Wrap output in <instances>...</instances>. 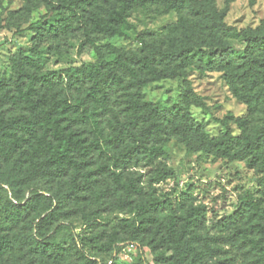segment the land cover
I'll use <instances>...</instances> for the list:
<instances>
[{"label": "trees", "instance_id": "trees-1", "mask_svg": "<svg viewBox=\"0 0 264 264\" xmlns=\"http://www.w3.org/2000/svg\"><path fill=\"white\" fill-rule=\"evenodd\" d=\"M233 1L24 0L21 11L44 13L26 27L31 46L9 56L8 76L0 72V264H232L228 250L242 264H264V19L227 24ZM135 9L176 18L158 33L137 32L136 47L99 43L123 36ZM12 16L0 12V30ZM70 39L95 60L45 69L41 44L61 54ZM191 70L220 73L245 106L242 115L215 118V135L189 110L208 109ZM164 79L181 82L166 108L142 92ZM172 138L189 153L242 161L256 176L211 231L213 210L193 183L173 197L158 191L177 182L164 150ZM106 210L117 217L101 227L96 219ZM74 215L86 234L65 224ZM60 225L71 231L66 241ZM128 243L147 248L151 260L142 251L119 260Z\"/></svg>", "mask_w": 264, "mask_h": 264}, {"label": "rangeland", "instance_id": "rangeland-1", "mask_svg": "<svg viewBox=\"0 0 264 264\" xmlns=\"http://www.w3.org/2000/svg\"><path fill=\"white\" fill-rule=\"evenodd\" d=\"M24 0H0V12L6 18L8 12H13L10 23L0 30V72L8 76L10 74L9 56L17 49L28 50L31 46V32L26 29L27 25L37 19L44 8L39 7L27 13L21 11ZM217 5L222 7L223 0H217ZM176 14L169 12L163 15L155 14L152 9H135L128 17V24L123 28V36L104 37L99 43L109 42L119 47H136L137 43L133 39L137 32L158 33L168 23L174 21ZM264 19V0H234L225 17V22L242 28L255 26ZM77 39H70L65 45L61 54H56L49 44L43 43L39 47L37 57L42 62L45 69L57 70L68 66H76L81 63H90L95 60L92 51L77 53ZM240 47V44H236ZM188 78L196 94L202 97L208 106L207 111L191 105L189 110L196 120L201 121L209 133L215 135L220 131L219 124L215 118L223 117L227 112L234 115H242L245 112L243 103L237 101L229 92L220 73L207 71L200 73L191 70ZM181 82L175 79H164L150 83L143 87L144 98L156 102L160 107L172 106L179 99ZM168 154L169 165L175 169L177 182L168 179L156 185L158 191L175 196L186 186L193 183L196 186V196L198 200L208 205L213 210V215L209 216L206 228L211 231L212 222L223 216L231 214L236 205V192L241 189L251 188L256 179L254 172L248 169L242 161L226 162L221 159L207 155L189 153L184 145L176 139H170L164 146ZM132 170L144 172L143 168L131 167ZM216 215V217H214ZM116 213L109 210L103 211L96 221L101 227L108 226L115 218ZM70 223L76 233L88 232L87 226L79 216H72L65 224ZM70 229L67 225H60L57 228V236L66 241L70 237ZM143 256L151 260V255L147 248H142ZM139 248L136 246L128 250L127 256L124 253L118 255L119 260H129L131 256H138ZM232 257V264H242L238 254L233 250H228Z\"/></svg>", "mask_w": 264, "mask_h": 264}, {"label": "built area", "instance_id": "built-area-1", "mask_svg": "<svg viewBox=\"0 0 264 264\" xmlns=\"http://www.w3.org/2000/svg\"><path fill=\"white\" fill-rule=\"evenodd\" d=\"M136 246H137V245H136L135 243H128V244H126V245L121 249L120 252H121V253H124V256H127V253H126V252H127L128 250L132 249V248H135ZM120 252H119V254H121ZM119 254H118V255H119ZM118 258H119V257H118ZM130 258H131V255H130Z\"/></svg>", "mask_w": 264, "mask_h": 264}]
</instances>
